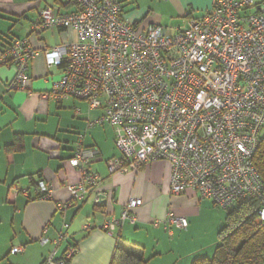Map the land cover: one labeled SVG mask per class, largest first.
Here are the masks:
<instances>
[{
  "label": "built area",
  "instance_id": "obj_1",
  "mask_svg": "<svg viewBox=\"0 0 264 264\" xmlns=\"http://www.w3.org/2000/svg\"><path fill=\"white\" fill-rule=\"evenodd\" d=\"M77 4L64 14L45 7L32 23L35 35L51 27L76 34L74 42L45 52L46 66L61 72L49 77V89L41 96L57 103L72 98L102 109L88 128H120L115 141L119 155L106 162L110 174L167 161L170 194L192 190L224 210L257 199L256 221L264 222V180L252 161L264 128V0H213L201 17L175 33L160 25L138 31L118 0ZM37 55L26 38L0 49V66L15 70L9 89L31 92L30 62ZM83 137L78 135L69 159L80 172V180L67 187L75 201L101 181L90 170L99 151L84 146ZM36 188L38 196L50 197L43 180ZM100 196L96 192V204ZM141 205V198L131 197L120 217L104 214L101 228L112 235L125 221L134 223L132 210ZM166 222L178 229L188 226L183 217ZM67 228L63 224L56 246L68 239ZM22 251L19 246L11 253ZM55 253L43 264H68L77 248L69 244L59 258Z\"/></svg>",
  "mask_w": 264,
  "mask_h": 264
},
{
  "label": "crops",
  "instance_id": "obj_2",
  "mask_svg": "<svg viewBox=\"0 0 264 264\" xmlns=\"http://www.w3.org/2000/svg\"><path fill=\"white\" fill-rule=\"evenodd\" d=\"M118 1L122 14L138 31L160 25L170 33L201 17L213 3ZM45 7L64 14L76 10L78 4L77 0H0V49L16 38H26L39 51L30 62L29 94L9 89L15 70L0 66V264H43L53 250L55 257H61L69 244L77 246L69 264H109L118 241L129 248L137 245L146 264H191L195 258L210 257L217 243L214 223L211 241L199 245L194 238L202 216L215 212L209 200H200L192 190L170 194L171 165L167 161L110 174L106 162L119 155L115 141L120 128L108 124L88 128L102 109H91L72 98L57 103L41 96L49 89V77H59L61 72L46 66L45 52L76 40L70 29L51 27L40 35L32 32V23ZM79 134L84 135V146L99 151L90 170L101 181L83 200L75 201L67 187L80 180L79 170L69 163ZM39 180L50 188L49 198L38 196ZM96 192L102 196L100 204L94 202ZM131 197L142 199V205L132 210L135 222L125 221L112 235L106 233L101 228L104 214L120 217ZM172 216L185 218L188 226L178 229L165 223ZM155 221L162 222L156 226ZM63 224H68L69 237L56 246L53 241ZM19 246L23 251L12 254Z\"/></svg>",
  "mask_w": 264,
  "mask_h": 264
},
{
  "label": "trees",
  "instance_id": "obj_3",
  "mask_svg": "<svg viewBox=\"0 0 264 264\" xmlns=\"http://www.w3.org/2000/svg\"><path fill=\"white\" fill-rule=\"evenodd\" d=\"M252 161L264 180L263 134ZM260 207L261 202L252 199L238 201L226 210L224 224L217 233L213 254L210 257L195 258L191 264H264V222L256 221ZM71 245L77 248L76 245ZM136 247L138 246L132 244L129 248L118 241L109 264H146L147 261Z\"/></svg>",
  "mask_w": 264,
  "mask_h": 264
},
{
  "label": "rangeland",
  "instance_id": "obj_4",
  "mask_svg": "<svg viewBox=\"0 0 264 264\" xmlns=\"http://www.w3.org/2000/svg\"><path fill=\"white\" fill-rule=\"evenodd\" d=\"M51 68L54 69V67H51ZM54 74H56V73H54ZM262 134L264 135V128L262 130ZM225 214H226V210L215 206L214 214H211V215L204 214L202 216V218H201V220L199 222L200 225L198 226V228L194 232L195 233L194 234V238H195L196 244L200 245L201 244L200 241H202V242H207L208 240L211 241V239H210V237H211V227L210 226H211L212 222L217 227L216 232H218V230L224 224ZM207 224H209V225L207 226ZM215 240L217 242L216 237H215Z\"/></svg>",
  "mask_w": 264,
  "mask_h": 264
},
{
  "label": "water",
  "instance_id": "obj_5",
  "mask_svg": "<svg viewBox=\"0 0 264 264\" xmlns=\"http://www.w3.org/2000/svg\"><path fill=\"white\" fill-rule=\"evenodd\" d=\"M102 202V196H100V203Z\"/></svg>",
  "mask_w": 264,
  "mask_h": 264
}]
</instances>
